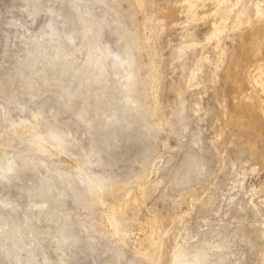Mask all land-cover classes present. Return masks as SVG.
<instances>
[{
  "label": "rangeland",
  "instance_id": "374dc122",
  "mask_svg": "<svg viewBox=\"0 0 264 264\" xmlns=\"http://www.w3.org/2000/svg\"><path fill=\"white\" fill-rule=\"evenodd\" d=\"M33 1L0 0V162L13 156L10 171H27L21 180L25 188L42 175L60 178L52 197L65 184L74 187L77 192L70 191L63 208L71 230L86 244L59 249L55 236L64 217L33 210L24 223L28 200L16 191L17 183L5 184L0 176V202L5 197L16 208L0 211V264H148L142 255L148 235L162 237L159 264H169L177 248L187 256L201 251L211 260L218 244L226 247V264H264V123L255 121L247 102L232 100L242 95L235 79L244 92L249 72L253 83H264V13L258 12L264 0H41L45 10L32 17ZM59 7L76 16L79 33L72 36V48L65 38L52 39L55 49L49 46L36 65L19 70L25 41L40 33ZM99 23V34L84 40V25ZM213 32L216 38L207 40ZM253 36L262 46L242 50ZM65 51L70 56L61 68L56 59ZM202 54L204 66L187 87ZM91 59L88 78L99 81L78 86ZM70 78L74 83L67 87ZM102 87L114 94L109 102L119 109L120 119L102 135L111 142L101 158L112 164L85 165L83 151L91 142L96 148L88 127L99 120L95 106L88 108L87 122L78 117L84 98ZM43 106L31 128L20 124ZM54 129L69 139L66 146L47 136ZM42 137L44 151L34 150ZM21 154L42 165L24 163ZM194 156L202 162L198 175L191 166ZM93 178L108 186H91ZM122 185L126 189L119 190ZM119 205L121 214H112L111 207ZM114 218L120 226L113 225ZM200 263L205 264H195Z\"/></svg>",
  "mask_w": 264,
  "mask_h": 264
},
{
  "label": "bare ground",
  "instance_id": "6f19581e",
  "mask_svg": "<svg viewBox=\"0 0 264 264\" xmlns=\"http://www.w3.org/2000/svg\"><path fill=\"white\" fill-rule=\"evenodd\" d=\"M63 0H59L60 3H62ZM149 3L151 2V0H148ZM153 1V0H152ZM152 3V2H151ZM75 4V3H74ZM190 4V3H188ZM192 4V3H191ZM173 5V4H172ZM186 6V5H185ZM189 6V5H188ZM186 6V7H188ZM191 6V5H190ZM189 6V7H190ZM176 7V6H175ZM173 7V8H175ZM49 8V7H48ZM47 9V8H46ZM45 10L44 4L41 2V0H34L32 2V8H31V16L34 17L38 14H40V12H43ZM258 12H262L264 13V10H258ZM55 16H51V20L48 22V24L42 28L40 33H36L35 35L31 36L29 40L25 41V45L23 47V52L21 54V56H19L18 60H17V68L19 70H21L24 66L26 65H36V63L39 62V60H41L42 56H44L45 53L48 52V48L49 46H52L54 49L57 46V44L54 42H52V39L55 41L58 39H62L65 38L66 40V44L67 46H69V48H72L73 43H71L73 41V37L72 36H76V34L79 33V28L77 26L76 20H75V14L73 13H68L67 11H64L63 9H61L59 7V10H57L54 13ZM162 16L164 17V14H162ZM162 19V18H161ZM162 22V21H161ZM91 23V22H90ZM96 27L98 28H92L91 25H84V28L81 32V36L82 38L85 39H89L92 37H96L99 34L100 28H101V23H99ZM217 30V29H216ZM210 36V35H209ZM217 34H215L214 32L211 34L210 37H208L207 40H214L216 38ZM256 36V34H255ZM255 36L251 37V41L249 43H244L243 45H241L242 50H248L249 52H251L252 48L254 49H258L260 46H262V39L259 38H254ZM258 37V36H257ZM260 37V36H259ZM62 41V40H59ZM208 41V43L210 42ZM136 42V41H135ZM207 42V41H206ZM205 42V43H206ZM63 43V42H62ZM60 45V44H59ZM58 45V46H59ZM63 45V44H62ZM133 45L137 46L136 43L133 42ZM132 45V46H133ZM65 46V45H64ZM90 48L87 47L85 48V50L90 51ZM96 49V47H95ZM133 50V49H132ZM69 52V51H68ZM68 52H64L62 54L61 57L59 58H55L57 60V63H60L61 68L63 67V65L66 63V61L68 60L69 53ZM179 52V51H178ZM133 51H128L127 57L131 58L133 57ZM205 53V51H204ZM48 54V53H47ZM45 54V55H47ZM203 55L202 54L201 58H198L195 60V62L193 63V68L191 71H189V76H188V82H186V86L187 87H192V85L194 84L195 78L197 77L196 73L203 68L204 63L202 61L203 59ZM18 56V55H17ZM198 56V55H197ZM200 56V55H199ZM54 59V60H55ZM132 60H129V62H131ZM93 60H89L88 64L86 65V69L84 68L81 72L80 75L81 80L78 84V86L82 85V84H87L89 87L93 86L95 83H97L99 81V79L95 78H88L89 73L92 71L93 69ZM242 66V61L240 59H238L236 61V65L235 67L237 69H239ZM243 67V66H242ZM202 70V69H201ZM202 72V71H201ZM244 72V71H242ZM200 73V72H199ZM244 74V73H243ZM246 74V73H245ZM14 74H12L11 76H9V80L12 78ZM199 75V74H198ZM199 77V76H198ZM3 77L0 76V80ZM228 78V76H227ZM245 81L249 84V87L246 88V91L244 92L243 89V85L241 83V81L239 79H235L232 83L236 84V87H238L240 90H242V95L240 96H233L234 102H240L239 100H242L244 102H247L249 106H251L252 108H254L255 113L253 116H255V121L258 123H264L262 115L264 114V99L262 98V93H264V83L261 84L259 79H254V83L252 81V75L251 73H247V75L245 76ZM243 79V80H244ZM229 80V78H228ZM232 80V77H231ZM225 81V80H224ZM86 82V83H85ZM197 82V81H196ZM227 82V81H226ZM225 82V83H226ZM229 84L230 81H228ZM74 83V80H72L71 78L68 81L67 87L72 85ZM228 84V83H227ZM234 85V84H232ZM185 86V87H186ZM231 86V85H230ZM96 89V88H95ZM229 91V90H227ZM231 91V90H230ZM222 92V91H221ZM259 92L258 94V98H256V100H253V98L255 97V93ZM225 93V92H224ZM229 94V92H228ZM226 96V95H225ZM224 96V97H225ZM223 97V98H224ZM74 95L71 94L68 97L69 101H73ZM222 98V99H223ZM231 95H230V99H231ZM85 102L87 103L86 105L83 106V110L80 112L79 114V120L81 122H87V112H88V108L95 106V110L96 112L94 113V117H96V120H99V122L97 123L96 126H94L92 123L89 124L88 129L89 130H94V135H93V140L94 142H96V148H94L92 146V142L91 144H88V146L86 147V149L83 151L82 156H83V163L86 164H90V165H100L101 163H103V165H111V162H107L105 161L102 157V154L105 152L106 150V146L111 142L110 140H106L105 138L102 137V135L108 131V125L109 123L114 124L116 123L117 119H120L119 117V109L118 107L112 103V105L109 102V99L114 100V94L112 92H109V88L106 87H102L99 89H96L94 92H92L91 94L87 95L84 98ZM91 99V100H90ZM220 100V99H219ZM232 103V102H231ZM72 103H67V108L70 107ZM224 104V103H223ZM17 106L19 107V104H17ZM227 106V105H226ZM101 107L103 108L102 111H100ZM225 107V106H224ZM217 108V107H216ZM221 108V107H220ZM223 108V107H222ZM226 108V107H225ZM224 109V108H223ZM228 109V108H226ZM45 107H39V111L38 112H34L31 113V115H28V119L20 122L21 125H25V124H30V123H37V121L39 120V118H41L42 113L44 112ZM224 113V112H223ZM103 116H106L104 118H102ZM114 117V118H112ZM107 118V119H106ZM110 118V119H109ZM116 118V119H115ZM94 120V118H93ZM92 120V121H93ZM101 120V121H100ZM28 122V123H27ZM86 125V124H85ZM132 124H130L131 126ZM31 128V124L29 125ZM116 134V131H112V136H114ZM222 134V133H221ZM71 135V134H70ZM224 135V134H223ZM47 136L49 138H51L52 140H54L55 144L60 145L61 147L66 146L67 143L69 142V139H67L64 135L60 134L59 132H57L56 129L54 130H50V133L47 134ZM221 136V135H220ZM219 136V137H220ZM85 137V136H84ZM221 138V137H220ZM197 139V137H196ZM43 140V137L40 138L39 140H36L33 144V149L36 151H44V147L41 143V141ZM240 143V142H239ZM74 144V143H73ZM93 147V148H92ZM239 149V148H238ZM95 151V153L93 155H91V152ZM256 152V151H255ZM241 153V152H240ZM81 154V153H80ZM254 154V152H253ZM10 156V155H9ZM250 156V155H249ZM13 156L10 157H5L1 162H0V171L5 168V173L2 172L0 173L1 179L2 181L5 182V184H7L8 182H12V183H17L16 185V191H18V193L23 194L26 199L29 202L28 208L26 210L25 215H24V223H26V221H28L32 215V211L33 210H40L38 212L39 215L45 214V212L48 213V216L50 217H54L55 215L63 218V227L60 228L58 235H56L55 237L57 238V241L59 242V249L62 248H82L83 246H85L86 244V239H84L83 237H81V235L78 234V232H74L73 230H71V224H68V218H67V213L65 212L63 206L66 200V197L69 196L70 191L71 192H77L75 191L74 187H70V188H66L65 187H61L59 188L60 190L58 191L57 196L52 197V193L57 189V181L60 180L59 177L57 176H47V175H42L39 178H37L35 180V185L33 187L30 188H25V184L23 183V181H21L25 174H27L26 170L18 173L17 171L14 172V174L12 173L13 171H10L11 167V158ZM257 157V155H256ZM22 161L25 162H37L39 164H41L39 161L34 160L32 158H28L26 156H24V154H21ZM252 158V156H251ZM14 160V159H13ZM200 157L198 156H194L193 158H191V163H192V168L195 169V171L197 172V175L199 174V170H200V165H202V162H200ZM15 161V160H14ZM13 163V162H12ZM42 165V164H41ZM60 165V164H59ZM77 165V164H76ZM114 166V165H113ZM88 167V166H87ZM203 167V166H202ZM100 168V167H99ZM204 168V167H203ZM4 170V169H3ZM204 170V169H203ZM206 170V169H205ZM99 171V170H98ZM104 172V171H103ZM203 174V173H202ZM201 176V175H200ZM88 178V177H87ZM97 178V177H96ZM17 181H16V180ZM109 179V178H108ZM62 180V179H61ZM109 181V180H108ZM63 182V181H61ZM87 182V181H86ZM89 184L92 186L93 183H96L98 185V187H107L108 184L105 181H101L100 179H95L93 178L92 180L89 179ZM63 184V183H61ZM11 185V184H10ZM9 185V186H10ZM94 186V185H93ZM96 187V188H98ZM126 189L123 185L119 187V190H123ZM99 190V189H98ZM110 190V189H109ZM130 189H127V192ZM97 191V190H95ZM113 191V190H111ZM131 193V192H130ZM78 197H80L79 193ZM98 194V192H97ZM96 194V195H97ZM8 195V194H7ZM102 195V194H101ZM98 196V195H97ZM102 197V196H101ZM100 197V198H101ZM126 197V196H125ZM99 198V199H100ZM3 200H5L4 203L0 202V211L4 208H9L10 210H15V205L12 204L11 202H9L5 197H2ZM94 199V198H93ZM1 200V199H0ZM2 201V200H1ZM100 203V201H99ZM103 206V205H102ZM104 210V209H103ZM121 210L122 207L121 205L119 206H112L111 207V213H120L121 214ZM127 212V211H126ZM126 215V214H125ZM133 215V214H132ZM44 216V215H43ZM116 217V216H115ZM155 218V217H154ZM158 220V219H157ZM156 220V221H157ZM17 221V220H16ZM113 221V225L114 226H120L121 222L118 221L116 218H114ZM123 221V220H122ZM8 222V221H7ZM15 222V221H14ZM22 222V220H21ZM158 223V222H157ZM8 225L7 223H3ZM28 224V223H27ZM9 230L11 231H15L13 229L12 225H8L7 227ZM20 228V225H19ZM21 229V228H20ZM83 230V228H82ZM151 230V229H150ZM155 232V231H154ZM87 233V232H86ZM97 233V232H96ZM121 233V231H120ZM161 233V232H160ZM166 233V232H164ZM170 233V232H169ZM153 234V233H152ZM168 234V233H167ZM166 234V235H167ZM120 235V234H119ZM126 235V234H125ZM157 235V234H156ZM163 236H165L163 234ZM54 237V238H55ZM119 237V236H118ZM174 237V236H173ZM91 238V237H90ZM95 238V237H94ZM121 238H124V235H121ZM168 238V237H167ZM166 238V239H167ZM15 239V238H14ZM88 239V238H87ZM125 239V238H124ZM162 239V237L159 236H152V235H148V237H146V239L143 241H146V244L148 243V246L146 247L145 250L142 251V256L143 258H145L146 263L148 264H159V245L161 244L160 240ZM181 240V239H180ZM12 241H16V240H12ZM139 241V240H138ZM102 242V241H101ZM100 242V243H101ZM122 242V241H121ZM124 242V241H123ZM166 242V241H165ZM175 242V241H174ZM183 242V241H182ZM208 242V241H207ZM92 243V242H91ZM95 243V242H94ZM125 243V242H124ZM186 243V241H185ZM221 243V242H220ZM13 245L17 244L12 243ZM22 243H19L18 246H20V250L22 249L23 245H21ZM163 244V243H162ZM183 244V243H182ZM180 244V245H182ZM207 244V243H206ZM223 244V243H222ZM226 245V244H225ZM228 245V244H227ZM211 246V245H210ZM215 246V245H214ZM213 246V247H214ZM218 249H219V253L212 258L211 260H209V258L207 257V255L205 253H200L196 252L194 254H192L191 256H187L184 251L181 248H177L173 253L171 257V261L169 264H195V263H199V262H205V264H224L225 263V259H226V253L227 251H225L226 247H224V245L218 244ZM172 247V246H171ZM205 247V246H204ZM212 247V249H214ZM230 247V246H229ZM143 249V248H142ZM163 249V248H162ZM202 249V248H201ZM217 249V250H218ZM161 250V249H160ZM216 250V248H215ZM92 251V250H91ZM113 251V250H112ZM198 251V250H197ZM203 251V250H202ZM205 251V250H204ZM203 251V252H204ZM77 252V251H76ZM192 252V251H191ZM206 252V251H205ZM214 252V251H213ZM217 252V251H215ZM107 254L111 253V252H106ZM163 253V252H162ZM66 254V253H65ZM84 254V253H83ZM140 254V251H139ZM167 254V253H166ZM170 254V253H169ZM71 255V254H70ZM111 255V254H110ZM109 255V256H110ZM161 255V254H160ZM104 256V255H103ZM70 257V256H69ZM168 257V256H167ZM212 257V256H211ZM68 258V257H67ZM103 258V257H102ZM165 258V257H164ZM50 259V258H49ZM54 259V258H53ZM52 259V260H53ZM96 260V259H95ZM161 260V259H160ZM54 261V260H53ZM107 261V260H106ZM51 262V261H50ZM132 262V261H131ZM168 263V262H167ZM110 264V263H109ZM201 264V263H200ZM226 264V263H225Z\"/></svg>",
  "mask_w": 264,
  "mask_h": 264
}]
</instances>
